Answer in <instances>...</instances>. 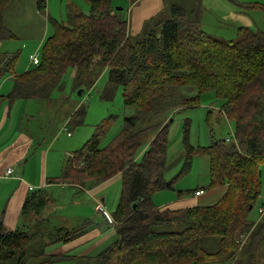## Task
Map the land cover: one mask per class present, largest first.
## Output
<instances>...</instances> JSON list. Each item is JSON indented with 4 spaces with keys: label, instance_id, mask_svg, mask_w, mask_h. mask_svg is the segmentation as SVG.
<instances>
[{
    "label": "trees",
    "instance_id": "1",
    "mask_svg": "<svg viewBox=\"0 0 264 264\" xmlns=\"http://www.w3.org/2000/svg\"><path fill=\"white\" fill-rule=\"evenodd\" d=\"M8 1L0 0V39L8 37L2 24ZM86 1L88 14H70L68 25L54 24L38 66L21 75L7 69L0 72V82L11 75V99L49 100L55 90L62 88L68 69H74L76 80L81 82L83 66L88 68L94 63L93 58L102 52L104 63L110 67L109 87L103 99L111 100L116 88L121 87L123 105L134 109L135 113L124 118L122 130L101 146L113 124V119L104 121L91 140L66 160L60 176L48 184L96 187L118 174L122 176L120 200L112 215L113 222L118 224L120 238L91 261L97 262V256L109 251L123 255L120 264H201L211 258L231 261L240 235L255 224L250 213L263 176L259 167L264 166V154L259 151H264V36L247 28L240 29L232 40L205 33L192 5L183 4L185 0L172 2L165 15H158L139 37L125 42L126 21L120 12L114 11V0ZM37 7L45 9L43 4ZM103 14L121 19L113 21V27L107 29L101 19ZM197 48L202 49L201 60L198 56L182 60L184 49ZM177 87L192 89L196 96L192 101L177 98L174 95ZM209 91L216 93V98L220 93L229 94L222 106L230 115L236 139L249 157L241 156L225 140L193 149L188 143L186 122L185 163L190 166L194 154L207 156L210 182L204 190L225 184L228 190L211 205L160 211L153 197L173 188L172 182L165 181L164 177L169 124L161 126L156 122L172 111L169 109L179 106L176 101L195 103L201 94ZM153 134L141 162H137L142 146ZM46 200L45 192L32 193L23 205L22 214H27L29 207L32 210L39 205L45 206ZM144 204L153 209L152 215L141 209ZM259 223L264 226V220ZM167 225H176L179 230L157 231ZM77 234L74 230H60L58 235L64 239L57 237L66 243ZM202 237H216V250L209 252L204 245L202 247ZM30 240L31 237L20 229L0 234V261L12 260ZM61 257L49 259L64 261Z\"/></svg>",
    "mask_w": 264,
    "mask_h": 264
},
{
    "label": "rangeland",
    "instance_id": "2",
    "mask_svg": "<svg viewBox=\"0 0 264 264\" xmlns=\"http://www.w3.org/2000/svg\"><path fill=\"white\" fill-rule=\"evenodd\" d=\"M176 1L185 0H114L115 12H120L122 19L126 21V32H123V41L139 37L145 27L158 15H165L172 4ZM222 2L207 3L204 1L202 23L203 31L212 34L220 39H235L237 28L230 22L222 19V13L227 11H240V2L235 3L229 0ZM193 0H186L183 4L192 5ZM256 4H264V0H252ZM38 4L45 6L44 10L38 9ZM224 6L220 8L221 6ZM219 7V10H218ZM224 8V9H223ZM2 24L6 29L8 37L0 39V72L11 69L15 75H21L32 69L29 66V56L36 53L42 58V49L46 40L53 34L54 24L68 25L70 14L89 13V4L86 0H10L4 6ZM226 9V10H225ZM102 12L106 13L105 9ZM113 14V13H112ZM246 16L253 25H257L258 32L264 30V22L261 21L264 15L256 11L246 12ZM101 19L105 28H112L116 15ZM113 31V30H110ZM201 48L184 49L182 60H188L191 56L199 57L201 60ZM93 58V64L82 70L81 82L76 80L77 73L74 69H68L62 80V88L53 92V100H34L33 105L28 108L30 114L21 119L11 117V127L18 125L20 131L29 132L34 137H39L40 150L52 142H55L51 149V157L54 158L55 169H63L66 160L76 151L82 149L91 140L97 128L105 121L113 124L102 140L101 146L109 143L116 134L123 128V120L134 115L135 110L123 105L122 89L117 87L111 100H104V92L108 90L109 65L104 63L103 54L99 52ZM7 72L4 75H7ZM11 77V75H8ZM13 82L3 79L2 85ZM108 85V86H107ZM85 93L78 97V90L81 88ZM90 90V91H89ZM177 98L193 100L196 92L192 89L177 87L174 91ZM209 91L201 94L200 100L195 103L184 104L176 101L179 105L173 107L166 117L158 119L162 124L168 125V146L165 181L172 182V190H163L157 198H153L155 204L168 203L171 198H177L178 194H183L185 198L192 197L198 190L204 191L210 182L209 158L205 155L194 154L190 166L184 161V129L187 123V139L193 149L206 148L214 142L227 140L234 134L231 144L243 157H249L241 144L235 137L234 125L230 121V115L226 113V108L222 106L228 93L220 95ZM222 98V100L220 99ZM80 103V105H79ZM77 107H81L79 110ZM78 114L75 115V110ZM24 108L21 110L23 111ZM83 112V116H82ZM228 119V120H227ZM153 122V124H156ZM66 125L64 129L63 125ZM146 127V126H145ZM154 134L147 139L142 146L136 161L141 162L143 150L149 147ZM264 154V151H259ZM263 176L259 182L258 197L255 206L250 213V219L255 220V224L247 227L238 239V248L231 261L211 258L201 264H264V226L259 223L264 220V166H260ZM54 168L52 167V173ZM17 174H14V178ZM2 182H0V185ZM5 188L13 189L14 185L7 182ZM223 195L228 190V185L220 187ZM237 191V190H236ZM46 193L45 206L39 205L36 209L29 207L27 214L23 215L21 232L31 237L30 242L23 250L17 251L10 261H0V264H120L123 259L120 252H104L96 257L100 251L105 250L113 242L120 238L117 233L118 224H110L103 217V212L108 214L112 220L116 206L120 199V180L111 179L107 183H101L96 187H77L76 185H62L52 187ZM239 194V192L237 191ZM49 194V196H47ZM7 191H1V196H7ZM238 198L237 195L234 196ZM103 200V202H101ZM237 201H241L238 199ZM236 202V201H235ZM235 202L231 203L233 205ZM204 198L200 199L199 205H204ZM37 204V202H36ZM99 204L103 212L98 211ZM159 208V207H158ZM141 209L153 214V209L144 204ZM163 209L161 211H165ZM261 211V212H260ZM24 224V225H23ZM1 225V224H0ZM60 230L77 231L78 234L70 242V247H64L66 243L59 239L64 236L58 235ZM176 225L160 227L157 231H178ZM0 234L3 232L0 231ZM84 234V235H83ZM59 236V239L57 237ZM216 237H202L201 246L207 251H215L217 246ZM203 248V249H204ZM52 251V252H50ZM108 251V250H107ZM65 253L73 256L70 260L52 262L49 255L54 257L62 256ZM112 253L117 255H112ZM48 255V256H45ZM44 256V258H43ZM53 257V256H51ZM53 257V258H54ZM56 259V258H54ZM46 260V261H45ZM50 261V262H49ZM45 262V263H44ZM138 264V262L134 263Z\"/></svg>",
    "mask_w": 264,
    "mask_h": 264
},
{
    "label": "crops",
    "instance_id": "3",
    "mask_svg": "<svg viewBox=\"0 0 264 264\" xmlns=\"http://www.w3.org/2000/svg\"><path fill=\"white\" fill-rule=\"evenodd\" d=\"M204 1H206L207 3H214V6L216 7H217L216 2H222L221 0H193L192 9L198 15L199 25L201 29L203 28L202 5H204ZM229 1H233L234 4L240 2V5H236L239 7L240 11L231 12L225 9L226 10L225 13L224 12L222 13L223 14L222 19L224 21L228 19L225 22H230V24L232 23L233 25H235L237 28V32L240 29L247 28L255 33H259L264 36V30L258 32L257 25L256 24L252 25L248 17L246 16V12H250V11H256L264 15V4L262 3L256 4V2H251L252 0H229ZM222 7L224 6L222 5L220 8ZM261 21L264 22L263 18H261ZM3 79L5 80L8 79L13 82L10 76H6ZM5 83L6 84L2 85L0 88V182H2V184L0 185V192L1 191L8 192V195L6 197L5 196L0 197V224H1L0 231L3 232V234L21 228L22 226L21 220L23 218L22 208L27 198L32 193H36L39 191L47 192L52 187L58 186L59 184L50 185L48 183L50 180H54L58 178L61 172L63 171V169L60 170H58V168L55 169V166L52 165L54 158L51 157L50 153L52 146L55 143L53 140L42 150H40L39 137L38 138L34 137L29 132L20 131L18 129V125L11 127V121H12L11 117L21 119V117H28L30 114H32L31 112H29L28 108H30L33 105L32 101H34L35 99H26V100L11 99L10 96L13 90V85L10 82L9 83L5 82ZM80 87H81L80 89H82V86ZM49 100H53V97H51V99ZM49 100H44V101H49ZM23 108L24 110L21 111ZM80 108L81 107H77L78 110ZM77 109L75 110L76 113L78 111ZM64 129H66V125L64 126ZM145 150L146 149L143 150V153ZM52 167L54 168L53 173H52ZM9 168L13 169V175L6 176V171ZM15 173L17 174L16 178H14ZM112 179L120 180L121 188H122V176L120 174L113 177ZM7 182L13 183L14 188L13 189L5 188L4 185ZM201 192H202L201 195L198 197L195 196L194 193L192 197L185 198L183 195H181V193H179L177 198L175 199L171 198V200L168 203H166V201L160 203L159 205L158 203L157 204H155L154 202L153 203L155 206L159 207L160 211L163 209L177 211V210H185L188 208L198 206L201 198H204V203H203L204 205L202 206L214 204L223 195L221 188L204 190ZM160 193H162V191L157 193L153 198H157V196ZM47 196H49V194ZM101 202H103V200H101ZM104 216L105 215H103V217ZM104 218L106 219V216ZM69 245L70 242L66 243L64 247H67ZM62 254L63 255L61 259L65 258L63 259L64 261L74 258L73 256L67 255L65 253ZM56 255H60V254L49 255V256L54 257Z\"/></svg>",
    "mask_w": 264,
    "mask_h": 264
},
{
    "label": "built area",
    "instance_id": "4",
    "mask_svg": "<svg viewBox=\"0 0 264 264\" xmlns=\"http://www.w3.org/2000/svg\"><path fill=\"white\" fill-rule=\"evenodd\" d=\"M40 62H41V59L39 58V56L36 53L31 54L29 56V66L30 67H36V66H38L40 64ZM231 137L234 138V134H231ZM231 137H229V139H227L226 141L227 142L228 141L229 142L232 141L233 139ZM11 175H13V169L9 168L6 171V176H11ZM201 193H202L201 191H196L195 192V196L198 197V196L201 195ZM98 211H100V212L102 211L103 212V208H102V206L100 204L98 206ZM103 214L106 216V219L108 220V222L110 224H112L113 223V220L107 214H105L104 212H103Z\"/></svg>",
    "mask_w": 264,
    "mask_h": 264
},
{
    "label": "water",
    "instance_id": "5",
    "mask_svg": "<svg viewBox=\"0 0 264 264\" xmlns=\"http://www.w3.org/2000/svg\"><path fill=\"white\" fill-rule=\"evenodd\" d=\"M84 91H85L84 89H79L78 92H77L78 97H81L82 94L84 93Z\"/></svg>",
    "mask_w": 264,
    "mask_h": 264
}]
</instances>
